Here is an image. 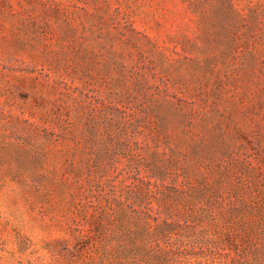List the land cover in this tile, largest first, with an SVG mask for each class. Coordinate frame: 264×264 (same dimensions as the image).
I'll return each instance as SVG.
<instances>
[{"label": "rangeland", "instance_id": "374dc122", "mask_svg": "<svg viewBox=\"0 0 264 264\" xmlns=\"http://www.w3.org/2000/svg\"><path fill=\"white\" fill-rule=\"evenodd\" d=\"M97 260L264 264V0H0V264Z\"/></svg>", "mask_w": 264, "mask_h": 264}, {"label": "trees", "instance_id": "16d2710c", "mask_svg": "<svg viewBox=\"0 0 264 264\" xmlns=\"http://www.w3.org/2000/svg\"><path fill=\"white\" fill-rule=\"evenodd\" d=\"M125 220H126V216L124 215L122 217V220H120L121 224L119 225L125 226L127 224V221L125 222ZM111 223L117 225V221L114 222V220H112ZM93 264H151V263H147L142 260H97Z\"/></svg>", "mask_w": 264, "mask_h": 264}]
</instances>
